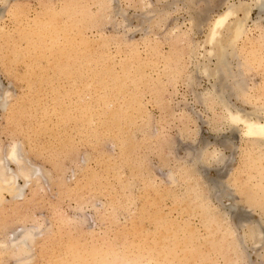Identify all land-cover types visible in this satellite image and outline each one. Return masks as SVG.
Instances as JSON below:
<instances>
[{
	"label": "rangeland",
	"instance_id": "1",
	"mask_svg": "<svg viewBox=\"0 0 264 264\" xmlns=\"http://www.w3.org/2000/svg\"><path fill=\"white\" fill-rule=\"evenodd\" d=\"M169 1L150 0L152 13L139 0H114L110 12L100 11L95 0H0V96L8 97L0 107V146L19 141L24 157L39 168L37 181L17 200L2 193L0 204V239L43 221L44 233L24 264H72L71 254L101 261L115 253L167 258L165 264L264 263L262 248L252 249L250 240L245 259L238 260L226 234L203 220L192 193L205 180L201 175L222 181L220 188L240 199L243 213L244 185L256 189L264 174L247 166L248 144L237 130L227 131L219 106L201 94L221 82L231 103L246 110L250 105L231 93L230 77L214 78L194 65L202 60V45L208 47L206 23L227 1L240 0ZM257 17L252 9V21ZM261 17L260 29L247 23L251 41L238 58L252 100L264 99ZM189 27L196 54L175 35ZM228 59L236 70L235 57ZM208 60L213 68L215 58ZM216 147L228 165L201 168L190 159L194 149ZM261 214L252 209L250 220ZM0 255V264L19 263L1 247Z\"/></svg>",
	"mask_w": 264,
	"mask_h": 264
},
{
	"label": "bare ground",
	"instance_id": "2",
	"mask_svg": "<svg viewBox=\"0 0 264 264\" xmlns=\"http://www.w3.org/2000/svg\"><path fill=\"white\" fill-rule=\"evenodd\" d=\"M139 1L142 2V4L140 2V4L142 5L141 8L143 7V8L148 9L147 5H149L150 0H149V2L146 0H139ZM158 1H160V0H158ZM170 1H172V0H170ZM170 1H169V3H170ZM190 1L191 0H188L189 3H190ZM201 1L205 2L203 4L206 5L207 0H201ZM245 2L252 5V7L248 11L247 16H244V14L236 11V9L233 7V5L237 4L236 2L227 1L225 3L226 6H225L224 10L217 13L216 16L212 20L210 19L209 22L206 23L207 24V30H206L205 38L203 40V44H205L208 47L205 48L201 44L202 45V52H198V53L202 57V60H199L200 59L199 58L198 61L194 65L196 66L195 68H197V70L199 72L201 71L203 73H206L205 75H208V76L209 75H213V76L218 75L217 77L221 78L223 80L225 79V77H230L231 78V83H230L231 87H229V88L231 89V93H233V95H235L237 98L241 99V101L243 103H247L250 105L251 109L246 110L244 108H240V107L236 106L235 104L231 103V101H229L225 95V89H224L225 87H221V82L219 83L218 86H216V85L213 86L212 90L201 94L202 95L201 98L204 100L205 103L207 102L208 105L213 104V105L219 106V108L221 109V114L219 115V117L222 120L221 124H223L227 128V131L228 130L232 131L233 132L232 134H234L235 133L234 131L237 130L239 132L240 136L242 138H244L245 142L248 144V147L246 146L247 148L245 149V151L247 153L246 154L247 166L249 168H252V164H253V166L260 167L259 170H264V99H262V97L261 98H255L254 100H252V97L247 98L249 96V93H246L247 89H246L245 84H243L244 78H243V76H241V75H243V73L241 71L242 65H240L241 64L240 62L238 63L239 56L243 55L242 54V46L244 45V43L251 41L250 32L252 31V25H249L247 23L249 21H251V22H253V26H254L253 28L260 29V27H263V26H261V24H262L261 22L263 20L261 16H263L264 14H262V10L260 7V0H250L248 2L247 1H245ZM113 3H114V0H95V4H97L100 11L102 9V11L110 12V10L113 8ZM207 4H208V1H207ZM252 9H255L257 11V15H258L257 19L254 21H252ZM121 11H123V10L121 9ZM148 13H149V11H148ZM152 13H153V10H152ZM121 15H122V12H121ZM198 15H200V14H197V16ZM123 17L124 16L122 15V18ZM123 20H124V18H123ZM152 24H154V23H152ZM190 30H191V28L188 30V32L187 31H180V32L175 33V35L177 37H182L184 39H187L190 53L196 54L198 46H196V44L193 41H191L192 39L190 40L187 38V37H189V33H191V32H189ZM171 34H173V33H171ZM259 34L262 37H264V32H260ZM239 44L241 46H239ZM201 45H199V46H201ZM212 57H214L216 60V61H214L215 66L213 68H211L209 66L210 64H209V60H208L209 58H212ZM229 57H235V61H237V64H236L237 69L236 70L231 69L232 66L229 62V59H228ZM175 60L177 61V59H175ZM214 78H216V76ZM2 97L0 96V107L5 108V106H6L5 101L6 100L4 101V99H2ZM6 98H8V97H5V99ZM252 107H253V109H252ZM218 127H216V132L220 133L221 130ZM223 132H224V130H223ZM220 138H221V136H220ZM217 140H219V139H217ZM231 140H232V138H231ZM221 142H223V141H221ZM221 142H219V145ZM208 143H210V142H208ZM20 144L21 143H19V141H16L13 139L5 149H3V148L1 149V146H0V204H2L3 199H4L2 193H7L12 200L13 199L15 200L17 197L19 198V196H21L23 194V190H24L23 188L25 186H27L28 184H30L31 182H33L34 180H36L35 177L37 176V174L39 172V168L36 165L32 164L30 160H28L27 158L24 157V151H23V148ZM221 145H222V143H221ZM202 146L204 147V145H202ZM229 146L230 145H228L227 147H229ZM193 147H194V145H193ZM187 148H189V147H187ZM204 148L203 149L201 148L200 150L198 149V151L196 153H195V151L197 149H194L195 151L193 150L194 154L192 155V157L189 156L190 159L192 158L194 164H200V167L203 166L201 168H204V166L207 167V165L209 166L210 163H212V164L214 163L215 165L223 164V162L225 161L224 156H226V155H223V153L220 152L217 149V147L211 151L207 150V152L204 150ZM190 149H193V148H190ZM228 156H229V154H228ZM226 158H227V156H226ZM227 165H228V163H227ZM12 166H14V168ZM194 168L196 169V167H194ZM201 168H198V169H201ZM203 170H205V169H203ZM221 170H224V169H221ZM198 173H200V172H198ZM224 173H225V171H223V175H224ZM201 176L205 180L204 181L201 180L202 182L201 181L197 182L196 184H197L198 188L195 186L196 190L192 191V193L194 196H196L198 198L197 206L201 208L202 212L204 213V215L206 217V219H203V220H206L210 223H213L218 229L222 230L226 234L227 238L229 239L228 244L233 249L235 254L237 255L238 260L240 259L241 261H243V259H245L246 248L244 247V245L247 246V242H249V240L251 241L250 243H252V246L250 245L249 247H252V249H254L255 247L259 246L260 248H262V252L264 253V174L260 176V178H259L260 181L257 182L256 189L252 190V186L244 185L243 195H244V199L246 200L248 208L247 209L244 208L245 210L243 209L244 210L243 213H242V208L240 207V202H241L240 199L236 200L235 198H233L234 196L229 195L227 190L224 191L225 192V194H224V192H223L224 189L220 188V186H221L220 184H223L222 181L221 182L218 180H215V181L212 180L211 181L210 179H212V178H209L207 180L206 177H204L203 175H201ZM19 179H22L23 184L19 183ZM186 179L189 180V178H186ZM209 180L211 182H209ZM224 186H225V183H224ZM228 187H226V188H228ZM229 188L232 189V187H229ZM245 190H247V191H245ZM230 191H232V190H230ZM211 192L217 193V194L213 196V193L211 194ZM211 196L213 198L215 197L220 202L219 205L218 204H217V206L213 205L214 202L212 203V200H210ZM222 197L227 198L228 200H230V202H228V203L226 202L227 204L222 203V201H221ZM256 208L259 209L262 214L260 215V217L258 219H254L253 215H252V221H251L250 220L251 219L250 213L252 212V209H256ZM246 210H248V211H246ZM248 212H250V213H248ZM232 219L235 221H232ZM41 222H43V221H41ZM33 223L30 225H26V226H24V225L20 226V228H21L20 230L19 229L17 231L14 230L15 232H12L11 235L9 233H7L9 235H8V237H5L6 239L5 238L0 239L1 249L4 251L5 250L8 251L9 256L12 255V256H15V258H17V259L19 258L18 261H16V262H19L20 264H24L25 262H27L25 257H24L25 255H27V258L29 260L31 259L32 256L29 255V257H28V254L30 253V250L33 247V244L36 240V237L39 234L44 233L42 225L39 222H37V220ZM238 228L242 229L241 234H237ZM224 245H225V243H224ZM105 250H106V252L109 253V251H107V250H109V248L108 249L104 248L103 251L105 252ZM115 251H119V249H117V250L115 249ZM158 251H159V248H158ZM91 252L89 253L87 251V254L89 253L88 255H90ZM102 254H104V253L102 252ZM119 254L120 253H118V254L115 253L114 255H117L116 257L113 256L110 259H107L109 257H107L106 259L103 258L101 261H100V259H95V258L90 257V256L88 257L87 260H82V259H79V257L77 255H73V254H71V256H72L71 258L68 255V257H69L68 259L72 260V264H81L83 262L86 263V261H88L89 264H102V263L103 264L104 263L105 264H165L164 261L167 259L166 258L163 261L164 263L161 261L152 260V259H148V258L144 260L143 256H142L143 260H140V258L133 257V256H132L133 258L131 257L130 259L128 257H127L128 259L123 258L124 259L123 260L122 258H118L120 256ZM152 255H154V254H152ZM162 255H163V253H162ZM82 256L85 257V255H83V254H82ZM104 256H105V254H104ZM126 256H127V253H126ZM102 257H103V255H102ZM246 258H248V257H246ZM17 259H15V260H17ZM169 260H171V258H169ZM263 260H264V256H263ZM19 263H17V264H19ZM166 264H169V263H166ZM171 264H172V262H171ZM245 264H247V263L245 262ZM261 264H264V263H261Z\"/></svg>",
	"mask_w": 264,
	"mask_h": 264
},
{
	"label": "snow or ice",
	"instance_id": "3",
	"mask_svg": "<svg viewBox=\"0 0 264 264\" xmlns=\"http://www.w3.org/2000/svg\"><path fill=\"white\" fill-rule=\"evenodd\" d=\"M147 7L150 8L152 7V5H147ZM233 7L236 9L237 12L244 14V16H247L248 11L252 7V5L246 3L245 0H240V2L233 5ZM260 7L262 10V14H264V0H260Z\"/></svg>",
	"mask_w": 264,
	"mask_h": 264
}]
</instances>
